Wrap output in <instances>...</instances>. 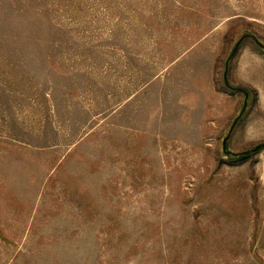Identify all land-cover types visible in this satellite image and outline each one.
<instances>
[{
    "label": "rangeland",
    "instance_id": "374dc122",
    "mask_svg": "<svg viewBox=\"0 0 264 264\" xmlns=\"http://www.w3.org/2000/svg\"><path fill=\"white\" fill-rule=\"evenodd\" d=\"M1 143L0 264H264V0H0Z\"/></svg>",
    "mask_w": 264,
    "mask_h": 264
},
{
    "label": "crops",
    "instance_id": "0c3cea01",
    "mask_svg": "<svg viewBox=\"0 0 264 264\" xmlns=\"http://www.w3.org/2000/svg\"><path fill=\"white\" fill-rule=\"evenodd\" d=\"M6 148H7V145L2 144V143L0 144V167L1 166L5 167V165L8 164Z\"/></svg>",
    "mask_w": 264,
    "mask_h": 264
}]
</instances>
